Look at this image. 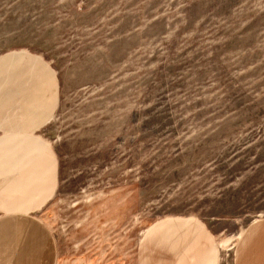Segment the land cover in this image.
<instances>
[{
  "label": "rangeland",
  "instance_id": "obj_1",
  "mask_svg": "<svg viewBox=\"0 0 264 264\" xmlns=\"http://www.w3.org/2000/svg\"><path fill=\"white\" fill-rule=\"evenodd\" d=\"M10 52L59 81L41 130L58 264H134L144 229L175 215L229 263L264 216V0H0Z\"/></svg>",
  "mask_w": 264,
  "mask_h": 264
},
{
  "label": "crops",
  "instance_id": "obj_2",
  "mask_svg": "<svg viewBox=\"0 0 264 264\" xmlns=\"http://www.w3.org/2000/svg\"><path fill=\"white\" fill-rule=\"evenodd\" d=\"M59 81L27 52L0 55V264H58L54 233L42 211L61 182L60 163L42 137L55 112ZM212 231L189 216L151 222L134 264H264V216L249 221L224 262Z\"/></svg>",
  "mask_w": 264,
  "mask_h": 264
}]
</instances>
